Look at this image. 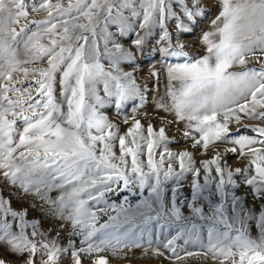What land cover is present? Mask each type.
Returning <instances> with one entry per match:
<instances>
[{
	"label": "snow or ice",
	"instance_id": "6c2138e0",
	"mask_svg": "<svg viewBox=\"0 0 264 264\" xmlns=\"http://www.w3.org/2000/svg\"><path fill=\"white\" fill-rule=\"evenodd\" d=\"M215 6L201 54L182 37L206 0H0V264H109L102 253L132 249L264 264V126L242 124L264 120V0ZM145 49L160 66L141 78ZM150 92L174 117L158 129L137 118ZM107 106L131 108L126 131ZM181 123L190 146L173 151Z\"/></svg>",
	"mask_w": 264,
	"mask_h": 264
},
{
	"label": "rangeland",
	"instance_id": "374dc122",
	"mask_svg": "<svg viewBox=\"0 0 264 264\" xmlns=\"http://www.w3.org/2000/svg\"><path fill=\"white\" fill-rule=\"evenodd\" d=\"M206 2H208L212 5V11L209 14H207L205 19L197 21V25L195 27L193 34H186L182 37V39L185 43L193 44V48L190 49L191 51L200 52L201 54L203 52V49L200 47V45L198 43L199 37L201 36L202 31L208 29L209 22L211 21V19L214 18V16L218 12V7L215 6V0H206ZM37 18H39V17H37ZM155 35L156 34H154V36ZM122 42L125 44L126 47L131 46V40L129 38H125ZM154 42H155V39H153V43ZM159 61H160L159 55L153 54L148 49H145L143 56H140L138 54V64H139V69H140L139 76L141 78L147 76L148 71L153 64H155L156 67L160 66L158 63ZM126 70H131V69L126 68ZM165 82H166V78L161 77V80H160V94L161 95L164 94ZM149 88L150 89L154 88V81L149 82ZM153 95H154V92L149 93L148 103L143 110L144 112L147 113V116H143L141 114V116H137V118L142 120V123L145 125V127L147 126L148 123H152L154 125V127L156 129H158L165 122L162 118L166 117L167 121H172L174 119V117L172 116V114L164 113L163 111H161L155 107V101L153 100ZM102 111L105 112V114L109 117L110 120H112V121H114L120 125L121 132L126 131L127 127L130 126L131 122H129V125H125L123 123V116L128 115L131 112L130 107L127 109V111L125 113H122V114H118L116 109L114 108V106H107ZM242 124L264 126V120L244 118L242 120ZM177 128H179L181 132L184 130V126L182 123L181 124H173L172 127L167 129V134L170 138L175 136L176 139L180 140L179 144L173 143L170 145V148L173 151L183 150L184 148H187L190 146V142L184 141L183 138L177 134ZM237 128H241L242 134L253 135V133L251 132L250 129L249 130L243 129L241 127V124L232 123L230 125L231 132L234 134L236 133ZM224 147H230V145H222L221 149H223ZM116 150L118 153L119 152L118 147ZM198 155H199V153H198ZM145 159H146V157H145ZM129 160H130V157H129ZM228 163L230 165H233V166H241V165L247 164L248 160L246 158H240L238 155H229ZM185 192L187 194V187L185 188ZM54 195H55V193H54ZM123 195H129L130 202L133 204L136 203L137 197H134V196L128 194L126 191L123 193ZM123 195H121V194L114 195L112 197V199L115 202L120 203L123 200ZM37 203H39V202H37ZM25 206H27V205L26 204H24V205L17 204L15 201L13 202V207H15V208H21V207H25ZM185 212H187L186 209H185ZM41 215L42 214L37 212V211H32L30 213L29 218L40 219ZM104 219H106V217ZM44 226L49 227L50 226L49 222L45 221ZM253 231H255V230L253 229ZM62 243L66 244V239L64 241H62ZM178 243L180 245H182V247L186 251H190V252L198 251L197 246L183 245L182 241H180ZM145 247H146V245H145ZM162 251H166V250L162 249ZM180 254L183 256V251H181ZM0 255H3L6 259H11L10 257L7 256V254L3 251V249H0ZM101 255H105L108 257L109 264H173V261L171 259L167 258V257L171 256V253L167 252V251H166V256H163V257H161V256H155L154 257L152 255L151 251H149L147 253V255H145L143 249H132V250L127 252L126 256H121L120 258L112 256V254L108 253V252L102 253ZM70 259H71L70 256L65 255L63 257V259L61 260V264H70ZM177 264H217V262L213 261L210 257L206 261L202 260L201 258H186L184 260L177 262Z\"/></svg>",
	"mask_w": 264,
	"mask_h": 264
}]
</instances>
